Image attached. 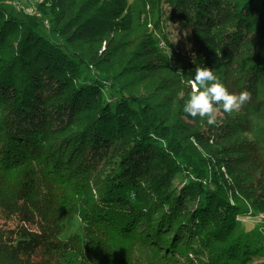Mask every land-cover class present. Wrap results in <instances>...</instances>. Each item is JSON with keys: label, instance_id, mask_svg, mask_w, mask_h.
<instances>
[{"label": "trees", "instance_id": "16d2710c", "mask_svg": "<svg viewBox=\"0 0 264 264\" xmlns=\"http://www.w3.org/2000/svg\"><path fill=\"white\" fill-rule=\"evenodd\" d=\"M138 2L0 0V223L35 229L0 225V264L264 257V233L240 229L264 216V0ZM197 66L250 101L214 125L187 115Z\"/></svg>", "mask_w": 264, "mask_h": 264}, {"label": "clouds", "instance_id": "9594fccd", "mask_svg": "<svg viewBox=\"0 0 264 264\" xmlns=\"http://www.w3.org/2000/svg\"><path fill=\"white\" fill-rule=\"evenodd\" d=\"M189 84L190 96L184 103L183 112L192 118H207L209 125L216 123L221 111L227 114L239 112L251 99V93L247 90L230 92L213 68L206 66L195 68Z\"/></svg>", "mask_w": 264, "mask_h": 264}, {"label": "rangeland", "instance_id": "374dc122", "mask_svg": "<svg viewBox=\"0 0 264 264\" xmlns=\"http://www.w3.org/2000/svg\"><path fill=\"white\" fill-rule=\"evenodd\" d=\"M130 5H132V9L138 13V10L140 8L138 0H129ZM25 3L33 10L35 4H41L42 0H25ZM2 8H4L7 11H10V6L7 5L6 3L2 4ZM13 14L16 12L12 10ZM137 20L136 17L134 16V23L136 24ZM161 34H163L169 43L172 45L173 49L179 50L181 52H184L188 50L189 48V43H186L185 41V33L182 32L178 26L171 24L169 22H163L161 23ZM157 39L160 40V49L165 53V55L168 57L170 61L173 59V55L171 54V50H168L163 41L161 40V37L158 34H154ZM171 54V55H170ZM183 89H179L178 92V97L182 95V93L185 92V101L188 99L187 96H190V84L186 83L183 85ZM187 95V96H186ZM224 120V115L220 112L217 115V123ZM186 121V120H185ZM216 124V123H215ZM188 126H192V123H190ZM197 150H201L199 146L196 145L195 147ZM220 172L224 175V178L227 180L228 184H230V179L226 176V171L223 168H220ZM231 188H234L232 184H230ZM247 212L251 213L250 217L245 219L244 224H240V229L243 231H247L250 226H255L256 227V233L253 235H250V241L252 244H255L257 242V247H260L262 244L263 240V233H264V216L257 215L253 216L251 210H247ZM242 221V220H241ZM2 229H9L13 230L17 226H21L27 230H35L34 225L32 224V221L27 215L21 214V215H16L13 217L10 221L6 223H0ZM77 231V226L74 229V232ZM31 260L34 259V254L32 253L31 255ZM264 263V257H260L254 260V264H263ZM73 264H77L76 262L73 261Z\"/></svg>", "mask_w": 264, "mask_h": 264}]
</instances>
